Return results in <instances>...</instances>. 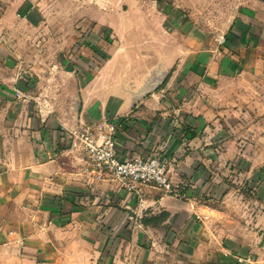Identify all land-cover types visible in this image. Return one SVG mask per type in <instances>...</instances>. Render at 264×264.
<instances>
[{
  "label": "crops",
  "instance_id": "obj_1",
  "mask_svg": "<svg viewBox=\"0 0 264 264\" xmlns=\"http://www.w3.org/2000/svg\"><path fill=\"white\" fill-rule=\"evenodd\" d=\"M34 1L0 0V264H264V4L241 7L223 42L188 36L164 83L131 105L140 83L115 75L140 76L151 52L114 65L109 56L82 82L64 59L50 67L63 81L12 70L13 18ZM100 120L116 123L121 161L158 152L164 164L180 148L203 168L207 153L221 164L243 152L247 185L259 190L230 192L245 202L234 210L195 202L183 180L171 178L172 194L127 189L71 147L69 129ZM211 132H244L245 148L232 135L209 146Z\"/></svg>",
  "mask_w": 264,
  "mask_h": 264
},
{
  "label": "rangeland",
  "instance_id": "obj_2",
  "mask_svg": "<svg viewBox=\"0 0 264 264\" xmlns=\"http://www.w3.org/2000/svg\"><path fill=\"white\" fill-rule=\"evenodd\" d=\"M34 2V7L29 9L26 17L20 18L15 12L13 18L14 57L7 58L13 65L12 70L23 68L39 72L43 78L48 77L47 74L51 75L50 81L54 77L63 81L65 78L59 76V69L52 70L50 67L64 59L65 64L61 65H71L81 82L88 75H96L103 64H108L109 56H114L110 61L114 65L122 62L124 53L148 54L151 46L162 49L168 57L173 56L175 66L178 61L176 50L180 49L188 36L207 39L219 37L241 7L249 6L261 11L264 4V0ZM2 60L0 66L5 65ZM211 133L207 140L209 146H216L218 140L223 145L232 135L237 147L242 150L245 148L244 132H221V136L216 139H213L214 132ZM185 155L179 148L172 159L164 161L165 170L171 183L172 179L183 180L194 201L199 204L243 210L245 202L230 198L228 194L235 191L245 196L249 191L256 193L259 190L257 182L247 185L243 152V157L237 163L223 158L221 164H215L213 158L219 156V152L207 153L203 168L199 167L196 153L188 157ZM230 162L232 169L229 168ZM253 206L259 205L255 202Z\"/></svg>",
  "mask_w": 264,
  "mask_h": 264
},
{
  "label": "built area",
  "instance_id": "obj_3",
  "mask_svg": "<svg viewBox=\"0 0 264 264\" xmlns=\"http://www.w3.org/2000/svg\"><path fill=\"white\" fill-rule=\"evenodd\" d=\"M220 36L219 42H223ZM116 123L108 120L81 122L68 130L71 147L81 150L89 170L119 181L127 189L139 192L141 186H151L172 194L173 187L158 152L148 158L135 156L121 161L114 154Z\"/></svg>",
  "mask_w": 264,
  "mask_h": 264
},
{
  "label": "water",
  "instance_id": "obj_4",
  "mask_svg": "<svg viewBox=\"0 0 264 264\" xmlns=\"http://www.w3.org/2000/svg\"><path fill=\"white\" fill-rule=\"evenodd\" d=\"M148 50L155 55L156 60L153 64H149L147 66V70L140 76L130 73L126 75V73L122 72H119L115 75V84L117 85L123 80H129L130 82H133L136 79V81L140 83L136 89L133 87H131L132 89H128L132 96L131 105L160 87L166 80L173 66V62L170 60V58H168L162 49L158 48L157 46H151L148 48Z\"/></svg>",
  "mask_w": 264,
  "mask_h": 264
},
{
  "label": "trees",
  "instance_id": "obj_5",
  "mask_svg": "<svg viewBox=\"0 0 264 264\" xmlns=\"http://www.w3.org/2000/svg\"><path fill=\"white\" fill-rule=\"evenodd\" d=\"M165 213V212H164Z\"/></svg>",
  "mask_w": 264,
  "mask_h": 264
}]
</instances>
